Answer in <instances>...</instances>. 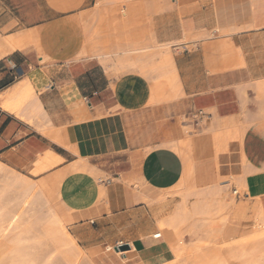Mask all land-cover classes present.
<instances>
[{
	"label": "crops",
	"instance_id": "0c3cea01",
	"mask_svg": "<svg viewBox=\"0 0 264 264\" xmlns=\"http://www.w3.org/2000/svg\"><path fill=\"white\" fill-rule=\"evenodd\" d=\"M98 2L0 0V162L50 191L73 225L148 212L145 201L158 198L171 203L192 174L202 189L253 170L248 178L257 187L264 177V0L177 6L176 29L154 32L158 44H171L182 87L172 103L151 101L152 75L139 66L117 65L92 48ZM22 81L40 109L6 107ZM184 131L192 152L171 145ZM258 138L259 149L260 140L250 142ZM249 153L260 158L252 163ZM41 158L49 169L36 174ZM245 196L257 200L255 218H264V193ZM247 204L239 206L248 211ZM151 241L148 232L127 244L135 264L153 258Z\"/></svg>",
	"mask_w": 264,
	"mask_h": 264
},
{
	"label": "rangeland",
	"instance_id": "374dc122",
	"mask_svg": "<svg viewBox=\"0 0 264 264\" xmlns=\"http://www.w3.org/2000/svg\"><path fill=\"white\" fill-rule=\"evenodd\" d=\"M192 1L193 0H99L98 6H96L95 10V12L98 13L96 15L97 18L94 19L96 27L93 28V31L91 32L92 37L91 39H88V41L90 40L92 48L97 49L98 51L100 49V51L103 52L102 56L110 52L108 50L112 45L135 44L137 48L134 49L137 50L128 54L126 59L130 64L139 66L140 70L143 72L142 74H146V76L152 75L150 76L153 88L151 101H154L155 99L170 101L171 99L168 98V96H165L166 93H180L179 89L172 88L174 86H170L169 84V87H167L166 84V90L162 89L163 83H168L169 81L178 78L173 61L171 44L160 45L155 39L153 43H151L150 39L151 35L154 36V32L157 30H168V32L175 30L176 24L179 20V16L175 13L177 6ZM185 40H189L188 35H186ZM130 58L135 61H131ZM173 101L174 100H171L170 103ZM172 119L184 120L183 118L180 119L177 117ZM177 134H179L178 131L176 132V135ZM258 134L261 135L262 131L258 132ZM184 135L187 136L185 138L183 136L180 138H189L185 131ZM257 140H260L257 148L259 149L261 143H263L262 139H250V142L253 146L257 143ZM173 144L174 143L171 145ZM257 149L255 151H257ZM246 158L254 163V161L258 160L260 156L258 154L249 153ZM11 171V169H8L5 166L0 172V209L3 213H6L9 218L22 214L23 216H26V218H31V221H34L35 223V220L37 221V219H39L38 221H42L48 218L50 204L53 206L61 205L60 203L58 204L54 202V197L50 194V191L38 183L41 191L46 195L45 197L50 199V202L47 204V201L44 198H40L41 201H39L40 199L37 200L38 203L35 209H28V213L26 214V208L28 207L27 203H29V199L31 198L28 197V201H26L20 193V188L16 185H11V187L8 188L6 187L7 179ZM255 172L251 170V175L255 174ZM260 178H262V181L259 183L260 191L263 192L264 177L261 176ZM252 180V178L247 179L252 190H256V187H253V185L255 186V183ZM193 182L192 174L191 179L187 182L185 187H181L180 189L175 188L172 192V195L174 196L171 198V203H167L166 200L165 202L164 200H158L159 198L155 201H149L150 203L145 201V204L150 206V208L148 212L145 211L141 214L126 213L113 219L110 218L108 221L99 220L94 217L88 218L74 225L72 223L73 219L66 214L65 209L60 208L59 214L65 219L69 231L76 239L77 244L87 253L86 263L84 262L83 264H135L136 261L133 259L131 253H129L130 249L121 250L119 249L120 246H125L131 243L137 237H144L148 232H152L153 238V234L159 232L157 228V220L164 215L171 214V212L173 213L174 206L181 201L180 197H184L182 195L189 191L191 192L194 187L197 188ZM222 186L224 187L222 188ZM214 187L219 189L222 195L213 197L216 205L220 206L224 199H230L235 202V212L233 211L230 216L231 219H241L245 221V228L253 226L254 228L247 232L251 235H258L263 232V215L259 213L258 217L255 218V204L257 200L254 201V198L246 199L247 196H245V194H251L245 191L241 185V179H238L237 177L220 178L219 182L213 186V189ZM167 193L170 192H166L165 195H167ZM36 196L39 195L36 194ZM195 198L196 197L190 196L188 202L192 204L193 201L196 200ZM206 199L208 200V197H206ZM209 199H211V197H209ZM43 201L45 203H42ZM241 202L249 203L247 204L248 211L240 208L239 205H241ZM100 205L106 206L104 202H101ZM103 213L104 212H102L100 216ZM42 217L43 219H41ZM222 217H224V214ZM26 218L22 222L23 229L29 227V221ZM92 221H94V224L91 223ZM33 229L38 231L40 228L34 226ZM202 229V225H197L193 231H191L190 228H185L183 230V236L191 242H196L198 238L203 235ZM247 233L245 231V234L242 233V235H246ZM148 239L150 240V237H148ZM153 239L157 240L154 242L151 241L156 245L161 244L162 242L161 239ZM220 241L221 237L217 238V241H215L214 244L213 242L206 243L202 247L204 252L201 254L200 258L195 261V264H226L222 261L220 255H215V252L218 251L216 246L220 247L222 243V241ZM208 244L211 245L208 246ZM209 247H211L212 250H210L211 248ZM8 250V242L2 239L0 242V258H2ZM42 251L47 256L50 253V250L46 245L42 247ZM56 264H62V262L56 261ZM261 264H264V261H262Z\"/></svg>",
	"mask_w": 264,
	"mask_h": 264
},
{
	"label": "bare ground",
	"instance_id": "6f19581e",
	"mask_svg": "<svg viewBox=\"0 0 264 264\" xmlns=\"http://www.w3.org/2000/svg\"><path fill=\"white\" fill-rule=\"evenodd\" d=\"M152 38L154 40L153 35H151V39ZM134 48H137L135 44L112 45L108 50L110 52L106 53L104 57L109 61H114L117 65L125 66V64H129L130 66L126 56L137 50ZM166 84L167 87H169V85L174 86L172 88L179 89L180 92L182 90L178 78L168 83H163L162 89L166 90ZM261 85H263L262 87L260 86L263 89L259 88V91L264 90V84ZM22 86V89H19V94L13 97L12 102L9 105L6 103V107L15 113H20L23 108L25 109V107H27L29 102L30 105H32L33 103H31V101L36 95L35 90L28 81L23 82ZM175 95V93L165 94V96H168L170 99L174 98ZM34 104L31 108L30 105H28L29 108L32 109ZM6 107L5 109H7ZM29 108L27 107L28 110ZM36 109H40V106L37 107L36 105L32 110L34 111ZM173 143L192 152L193 142L191 136L186 139H178ZM221 144L219 143L220 148L222 147L223 150ZM225 144L226 143L223 145ZM220 148L218 149L220 150ZM38 165L41 168L34 172L36 174L49 169L47 162H44L42 158L38 162ZM4 167L5 165L0 162V172ZM243 175L244 176L240 178L241 185L246 192L254 196L264 193V189L263 192L260 191L259 185L256 187V190H252L250 187L247 179L248 176L251 175V171L246 170V174ZM11 185H16L20 188V193L26 201H28V197L31 198L29 199V203H27L28 207L26 208V214L28 213V209H35L38 203L37 200L40 198H44L47 204L50 202V199L45 197L46 195L43 194L37 182L14 170H12L8 176L6 187H11ZM223 187L224 186H222V188ZM36 194L39 196H36ZM182 196L184 197H180L181 201L174 206L173 213L171 212V214L164 215L157 220L159 232L153 234V238L161 239L162 242L150 249L153 252V258L141 264H195V261L200 258L201 254L204 252L202 247L206 243L213 242L214 244L219 237H221L222 243L220 247L216 246L218 251L215 252V255H220L222 261L226 264H261L262 261H264V230L261 234L251 235L247 232L252 230L254 228L253 226L245 228V221L241 219H231L230 216L233 211L235 212V202L233 200L224 199L220 206L216 205L213 197L222 195L221 191L216 187L213 189V186H207V188L205 187L204 189H197L194 187L191 192L189 191ZM190 196L196 197V200H194L195 202L193 201L192 204L188 202ZM206 197H208V200ZM209 197H211V199H209ZM41 199L39 201H41ZM161 200L165 202L166 197ZM42 203L45 202L43 201ZM49 206L48 218L42 221H38L39 219H37L35 223L31 221V218H26V216L22 214L9 218L6 213H3L0 209V242L4 239L9 244V250L0 258V264H56V261H61L62 264H83L87 260V253L77 244L76 239L69 231L65 219L59 214L60 208H66L63 205L53 206L50 204ZM223 214L224 217H222ZM260 214L262 215L261 212ZM25 218L29 221V227L23 229L22 222ZM41 219H43V217ZM197 225H202L203 235L200 236L196 242H191L183 236V230L185 228H190V230L193 231ZM34 226L40 229L35 231L33 229ZM245 231L247 234L242 235V233L245 234ZM44 245L50 250L48 256L42 251ZM129 245L132 247V243H129ZM129 245L125 246L129 247ZM209 245L211 244H208V246ZM210 250H212V248Z\"/></svg>",
	"mask_w": 264,
	"mask_h": 264
},
{
	"label": "water",
	"instance_id": "95a60500",
	"mask_svg": "<svg viewBox=\"0 0 264 264\" xmlns=\"http://www.w3.org/2000/svg\"><path fill=\"white\" fill-rule=\"evenodd\" d=\"M119 249H121V250H126V249H129V247H127V246H120ZM119 249H117V250H119Z\"/></svg>",
	"mask_w": 264,
	"mask_h": 264
},
{
	"label": "built area",
	"instance_id": "2783aa9c",
	"mask_svg": "<svg viewBox=\"0 0 264 264\" xmlns=\"http://www.w3.org/2000/svg\"><path fill=\"white\" fill-rule=\"evenodd\" d=\"M236 192V191H235ZM236 194H237V192H236Z\"/></svg>",
	"mask_w": 264,
	"mask_h": 264
}]
</instances>
